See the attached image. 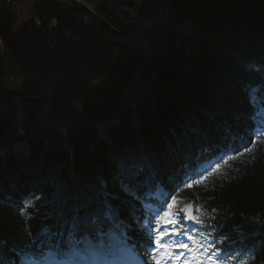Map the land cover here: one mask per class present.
<instances>
[{
    "label": "trees",
    "instance_id": "16d2710c",
    "mask_svg": "<svg viewBox=\"0 0 264 264\" xmlns=\"http://www.w3.org/2000/svg\"><path fill=\"white\" fill-rule=\"evenodd\" d=\"M86 1H97L95 15L73 0H37L14 27L16 0H0V150L9 152L0 155V264L15 247L33 257L56 247L72 222L76 237L97 240L99 228L129 229L136 206L126 194L156 181L170 187L179 172L234 146L231 133L242 139L254 123L264 126V0H143L157 12L147 15L154 19L142 33L145 49L124 40L144 17L135 2ZM114 118L109 145L97 124ZM262 128L250 152L185 192L217 232L242 237L257 264H264ZM20 141L28 142L27 159L13 153ZM199 142L208 145L196 157ZM37 159L41 171L23 164ZM38 194L41 203L25 207Z\"/></svg>",
    "mask_w": 264,
    "mask_h": 264
},
{
    "label": "rangeland",
    "instance_id": "374dc122",
    "mask_svg": "<svg viewBox=\"0 0 264 264\" xmlns=\"http://www.w3.org/2000/svg\"><path fill=\"white\" fill-rule=\"evenodd\" d=\"M75 2H77L78 4L84 6L88 11H90L91 14L95 15V8L97 6V1H94L92 3L87 2L86 0H73ZM133 2L136 3V7L140 9V13L144 16L143 18L140 19L139 23L137 24V26L134 28H132V39H126L124 38V40L127 42V44L129 46H133V44L145 49L146 46L145 44H147L148 38L142 34L144 31H146V29L149 27V25L151 23H153V19L152 15L155 13H157L155 11L154 8H152L151 6H149V4H147L145 1L143 0H132ZM37 2V0H16V18L13 22V26L14 27H18L19 25H21L25 20L29 19L33 13V7L34 4ZM136 12V11H135ZM152 14L151 17L149 18L147 15ZM2 21H4L2 19V17L0 16V25L2 23ZM11 80H15V79H10ZM77 106L79 108L80 107V103L77 102ZM152 117V115L150 116ZM117 118L114 119H103L102 121H100L97 124L98 130L102 133H104V138L108 141L109 145L112 144V139L108 137V126H112L115 121H117ZM131 130H133V135L136 136V138L141 139V135L138 132V130H141V123L140 122H134V124L130 125ZM66 127L63 128V133H65V135H67V133L65 132ZM160 129V128H159ZM161 130V129H160ZM27 141H20L17 142L16 144L13 145V153L16 154L17 156H21V158H25L28 156V154H30L29 152V148L27 146ZM114 145H112L113 147ZM0 155L2 158L6 159V156L9 155L8 149H3L2 151H0ZM34 166H37L36 164H34ZM11 167V166H9ZM37 170L38 168L35 167L34 170ZM34 170H32L34 172ZM5 170L3 169L1 171L0 174H4ZM17 175H20V172H16ZM31 176L33 177V175L31 174ZM41 179H45V177L41 174L40 175ZM34 177H37V174L34 175ZM57 175H56V188H59L62 186V181H58L57 179ZM35 179V178H34ZM76 183V182H75ZM58 185V187H57ZM187 188V187H185ZM37 200L41 201L43 200V195H39L36 197ZM107 212V211H106ZM167 227L171 228V225H168ZM131 231L134 230V228L130 229ZM177 236L173 235L170 236L169 238H166L164 241V243H170L172 241H175ZM131 239H133L132 241L136 242L135 240V236L131 235ZM91 242H89V237L85 238V244L86 246L91 245ZM150 243V241H148V244ZM130 245V244H129ZM125 240L122 241L121 246H117L113 245V244H109L108 247L104 248L103 250H90V251H85L82 249L83 244L82 245H78L75 250V252L77 253V257L71 258L69 256L68 257V263L66 262H62L61 264H131L130 261H137L138 257L136 254H133L132 252V248L133 246L130 245L129 246ZM80 251V252H79ZM178 251V250H177ZM136 252L138 253V255H143L144 254V250H142V248L140 247L139 250H136ZM202 252V251H201ZM137 257H135V256ZM185 255H188V253H185ZM219 255V254H218ZM71 258V259H70ZM140 261V260H138ZM148 259L146 258V261L142 262L141 264H147ZM75 262V263H74ZM169 264H173L172 261H169Z\"/></svg>",
    "mask_w": 264,
    "mask_h": 264
},
{
    "label": "snow or ice",
    "instance_id": "6c2138e0",
    "mask_svg": "<svg viewBox=\"0 0 264 264\" xmlns=\"http://www.w3.org/2000/svg\"><path fill=\"white\" fill-rule=\"evenodd\" d=\"M251 150L247 149L246 151L250 152ZM220 167V165H217L213 171H218ZM207 175H212V172ZM205 179H207V176H201L199 180L185 183L184 187L191 188L193 183L199 184ZM169 199L171 202L166 204L167 210L162 208L159 213L153 216L151 223L145 222L150 243L155 245V247L148 249L149 258L147 264H169V261H172L173 264H181V262L182 264H204V258L210 261L211 264H221L218 258H214L218 257V253L208 255L209 252L216 248V245H205L198 237L191 235L190 230L183 223L184 220H187L204 228L207 227L204 217L207 215L211 218L210 214L206 210L202 211L199 204H189L184 208H179V201L175 196H171ZM194 212L197 214H194ZM105 215L111 218L110 211H107ZM168 225L172 227L169 228L167 227ZM76 227V225H73L74 230ZM197 232L199 236H203L199 229H197ZM173 235L186 237L192 242L193 246L183 241L163 242L167 237ZM201 249H203L202 252L200 251ZM177 250L180 251L178 252ZM185 253H188V255H185ZM242 264H247V261H242Z\"/></svg>",
    "mask_w": 264,
    "mask_h": 264
},
{
    "label": "bare ground",
    "instance_id": "6f19581e",
    "mask_svg": "<svg viewBox=\"0 0 264 264\" xmlns=\"http://www.w3.org/2000/svg\"><path fill=\"white\" fill-rule=\"evenodd\" d=\"M79 1H80V0H79ZM186 181H187V178H186ZM183 204H185L184 201H183Z\"/></svg>",
    "mask_w": 264,
    "mask_h": 264
}]
</instances>
